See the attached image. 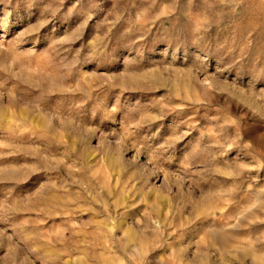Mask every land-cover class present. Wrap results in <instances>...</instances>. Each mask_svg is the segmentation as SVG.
Masks as SVG:
<instances>
[{
  "label": "rangeland",
  "instance_id": "rangeland-1",
  "mask_svg": "<svg viewBox=\"0 0 264 264\" xmlns=\"http://www.w3.org/2000/svg\"><path fill=\"white\" fill-rule=\"evenodd\" d=\"M0 264H264V0H0Z\"/></svg>",
  "mask_w": 264,
  "mask_h": 264
}]
</instances>
